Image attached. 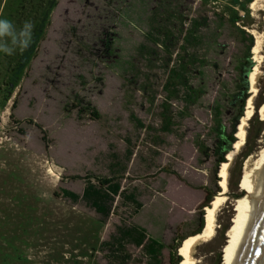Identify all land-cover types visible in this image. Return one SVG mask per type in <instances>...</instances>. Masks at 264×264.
<instances>
[{
    "label": "rangeland",
    "instance_id": "obj_1",
    "mask_svg": "<svg viewBox=\"0 0 264 264\" xmlns=\"http://www.w3.org/2000/svg\"><path fill=\"white\" fill-rule=\"evenodd\" d=\"M260 1L252 9L248 0H0V18L16 29L34 25L27 49L0 53V264H111L101 244L126 223L146 227L167 247L198 234L203 207L222 191L218 162L237 131L241 101H231L244 91L245 30L255 44L256 36L263 41L255 111L245 146L230 163L215 236L194 253L197 264H224L223 229L235 225L239 210L235 197L248 160L242 156L264 148ZM194 21L205 37L201 46L185 42ZM184 64L186 80L171 96V70ZM166 117L169 132L162 130ZM128 151L123 189H138L143 209L119 197L101 224L94 211L63 197V189L83 193L84 180L73 177H107L115 157ZM127 254L128 264H148L136 247ZM172 255L165 249L161 264H175Z\"/></svg>",
    "mask_w": 264,
    "mask_h": 264
},
{
    "label": "trees",
    "instance_id": "obj_2",
    "mask_svg": "<svg viewBox=\"0 0 264 264\" xmlns=\"http://www.w3.org/2000/svg\"><path fill=\"white\" fill-rule=\"evenodd\" d=\"M254 0H248V4H251ZM49 13L47 12L44 14L41 23L44 25L46 22H48ZM201 27V23L198 21H194L192 23V27L190 30H188L187 35L185 36V42L189 45H203L205 37L199 36L197 33L199 32V28ZM243 34L248 38L249 46L247 48V55L245 60H241L240 66L243 69L244 72V91L240 95H235L231 101V105L237 104V102L240 100V113L238 115V122L236 124L237 131L231 134L229 140L226 141L225 145H227L226 149L224 150L221 158L219 159V166L225 163H227L228 155L233 151V147L235 143L237 142V133L238 128L241 123L242 118L245 116L246 108L247 106L246 101L248 102L249 98L247 97V92L249 89H251V74L253 72V68H255V63L252 60V54L251 51L255 47V39L253 35L247 33L245 30H242ZM172 37V34L167 33L165 35L164 40L162 41L163 44L167 45V40ZM159 39H157V42ZM144 49V48H143ZM187 65H181L179 68L172 69L170 77V80L168 81L166 85V90H171V96L174 94L179 93V89H176L179 85L176 83L178 80H186L187 77ZM197 92L195 91H188V100L190 102L196 100ZM264 104V98L259 102L257 105V108H261V106ZM222 107L220 104L216 105L215 107V118L220 119L222 113H221ZM135 122L141 123L137 118L134 116L132 117ZM141 126L144 128V126L141 124ZM41 128V127H39ZM235 128V129H236ZM164 132H169L172 130V121L166 117V122L164 127L162 128ZM263 129L260 130L262 132ZM236 133V134H235ZM223 139V142L225 139L223 138V135H220ZM236 137V139H235ZM247 145V144H246ZM252 154V151L247 152L245 155H243V160H247L248 157H250ZM133 153L132 151H128L126 156L122 159L115 157L114 163H111L109 165V175L106 177H93V175L86 176V177H80L75 176L73 177L74 180H84L85 182V188L82 194H78L76 192L70 191L68 189L62 190V195L66 199L70 200L73 204H83L90 210L94 211L97 215L100 216L101 224H105L111 217V215L114 212V207L117 198L123 197L124 201L127 203L133 205L136 207L137 210L143 209V204L139 202V196L140 193L138 192V189L133 191L132 193H128L123 189V179L127 175L129 165L132 159ZM220 167V170H221ZM219 178H220V171H219ZM95 180V181H94ZM240 180V179H239ZM239 180L236 183V187L240 186ZM221 183V178L219 181V185ZM221 187V186H220ZM242 188V187H241ZM241 188H238V191L240 192L239 195L235 197L236 201L243 198L246 194L245 190H241ZM222 189V187H221ZM222 193V191L220 192ZM219 193V194H220ZM219 196V195H218ZM217 196V197H218ZM216 197V198H217ZM216 198L209 202L207 206L203 207L204 216H203V224L201 228L198 231V234L200 235L205 228L206 223V209L210 208ZM232 227V226H231ZM229 229V225L225 226L223 229V234H225ZM117 234L113 235L110 241L103 242L101 246L103 249L107 248L111 252L112 259L114 262H111V264H128V261L130 260V256L127 254V248L129 246L136 247L137 249L142 250L144 257L147 259L148 264H161V256L163 254V251L167 249L168 247L172 249L173 251V261L175 264H183L184 259L181 256V250L184 247L186 241L192 237L188 238H178L176 237L173 241V247L168 246L164 244L161 240L152 237L148 230L144 227H142L139 224H130L126 223L123 225H120L117 227ZM197 236V234H196Z\"/></svg>",
    "mask_w": 264,
    "mask_h": 264
},
{
    "label": "bare ground",
    "instance_id": "obj_3",
    "mask_svg": "<svg viewBox=\"0 0 264 264\" xmlns=\"http://www.w3.org/2000/svg\"><path fill=\"white\" fill-rule=\"evenodd\" d=\"M259 1L260 0H254L251 3L252 9L257 7ZM262 42V38L256 36L253 54L254 62L257 65L251 75V95L247 102L245 116L242 118L238 128V133L236 135L238 140L233 147V151L226 157L227 163L223 164L220 170V186L222 187V193L219 194L212 206L206 209V225L204 231L200 235L197 234V236L195 235V237L188 239L182 248L181 256L184 259L183 264H197V261L194 259L195 248L202 242H209L215 236L216 215L223 199H225L224 195L228 190V170L230 163L233 162L235 157L245 146L248 123L252 119L255 111L254 98L258 93L257 83L260 71L259 66L263 59L260 56ZM260 115L264 121V105L260 110ZM242 187L247 191V194L238 200L239 210L234 220L235 225L227 232L228 246L225 251L224 264L238 263L250 228L257 215L260 201L264 194V148L259 154L248 157L242 174Z\"/></svg>",
    "mask_w": 264,
    "mask_h": 264
},
{
    "label": "water",
    "instance_id": "obj_4",
    "mask_svg": "<svg viewBox=\"0 0 264 264\" xmlns=\"http://www.w3.org/2000/svg\"><path fill=\"white\" fill-rule=\"evenodd\" d=\"M237 264H264V194Z\"/></svg>",
    "mask_w": 264,
    "mask_h": 264
},
{
    "label": "clouds",
    "instance_id": "obj_5",
    "mask_svg": "<svg viewBox=\"0 0 264 264\" xmlns=\"http://www.w3.org/2000/svg\"><path fill=\"white\" fill-rule=\"evenodd\" d=\"M33 28L30 20L16 29L9 20L0 18V53L11 56L18 49H27L32 41Z\"/></svg>",
    "mask_w": 264,
    "mask_h": 264
},
{
    "label": "crops",
    "instance_id": "obj_6",
    "mask_svg": "<svg viewBox=\"0 0 264 264\" xmlns=\"http://www.w3.org/2000/svg\"><path fill=\"white\" fill-rule=\"evenodd\" d=\"M142 226V225H141ZM142 227H144V226H142ZM144 228H146V227H144ZM147 229V228H146ZM149 233V232H148ZM153 237V236H152ZM155 238V237H154ZM157 239H159V238H157ZM159 240H161V239H159ZM162 241V240H161ZM163 242V241H162ZM165 244V243H164Z\"/></svg>",
    "mask_w": 264,
    "mask_h": 264
}]
</instances>
